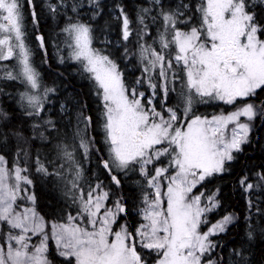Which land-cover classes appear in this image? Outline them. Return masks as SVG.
I'll list each match as a JSON object with an SVG mask.
<instances>
[{"label":"snow or ice","instance_id":"6c2138e0","mask_svg":"<svg viewBox=\"0 0 264 264\" xmlns=\"http://www.w3.org/2000/svg\"><path fill=\"white\" fill-rule=\"evenodd\" d=\"M29 17L43 63L50 42L87 92L44 80ZM259 128L264 0H140L132 17L0 0V264H264V161L237 181L231 247L240 217L213 185Z\"/></svg>","mask_w":264,"mask_h":264},{"label":"trees","instance_id":"16d2710c","mask_svg":"<svg viewBox=\"0 0 264 264\" xmlns=\"http://www.w3.org/2000/svg\"><path fill=\"white\" fill-rule=\"evenodd\" d=\"M37 2H39V0H37ZM106 2L111 3L112 0H106ZM139 2L140 0H123V3L126 5L127 10L129 11L130 17L134 15V7ZM26 23L28 26V40L32 44L33 49L36 51L35 63L39 67L44 80L48 83L55 81L61 86V89L67 86V93L62 91V97L64 95L74 97L87 92L86 82L81 80L75 73L71 63L66 62L61 64L58 62V55L50 42L47 43L46 48L48 62L47 64L43 63V51L38 48V42L34 39L30 17L26 20ZM101 23H103V21H101ZM39 27L41 33L45 35L46 40H48L51 37V34L55 31L54 22L50 20L45 21L43 18L41 19ZM59 74H62V76ZM10 87H12V85H10ZM201 110L203 111L204 109ZM207 110L211 111V109ZM258 137L259 142H257ZM252 139L253 144L246 146L243 154H241L239 159L233 164L232 173L230 175L226 174L222 178L213 181V185L221 186V196L225 206L229 211L236 212L240 217L239 223L234 227H231L227 235H222L220 237V239L229 247H231L232 241H238L240 239L244 230L243 217L245 214V201L242 198V193L239 189V185L237 184L239 176L248 171L253 164H259L264 161V147H262L264 146V128L254 130ZM121 179L123 181L125 190H127L130 186V182L123 180V178ZM213 185H209V187H212ZM44 202H46V199ZM262 249H264V246H261L259 242H257L255 252V260L257 262H259L261 259Z\"/></svg>","mask_w":264,"mask_h":264}]
</instances>
